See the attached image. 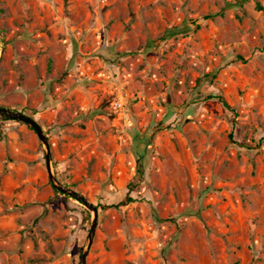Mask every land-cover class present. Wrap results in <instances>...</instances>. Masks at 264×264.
Masks as SVG:
<instances>
[{"label":"rangeland","instance_id":"374dc122","mask_svg":"<svg viewBox=\"0 0 264 264\" xmlns=\"http://www.w3.org/2000/svg\"><path fill=\"white\" fill-rule=\"evenodd\" d=\"M0 105L98 207L86 264H264V0H0ZM93 217L0 116V264H82Z\"/></svg>","mask_w":264,"mask_h":264},{"label":"water","instance_id":"95a60500","mask_svg":"<svg viewBox=\"0 0 264 264\" xmlns=\"http://www.w3.org/2000/svg\"><path fill=\"white\" fill-rule=\"evenodd\" d=\"M0 116L8 118L10 120L15 121H21L32 127L41 141L44 143L46 148V163L48 166V172L50 180L53 184V186L60 192L67 194L71 197H74L75 199L83 202L93 213L94 217L91 224V229L89 233V242H88V248L85 250V252L82 255V264H86V257L89 252V248L92 245L94 234L98 225V207L95 206L93 203H91L84 195H81L78 191L65 186L64 184L57 181L56 176L53 173L52 170V164H51V150H50V144L48 141V138L41 126V124L31 115L21 111V110H14L5 106L0 105Z\"/></svg>","mask_w":264,"mask_h":264},{"label":"trees","instance_id":"16d2710c","mask_svg":"<svg viewBox=\"0 0 264 264\" xmlns=\"http://www.w3.org/2000/svg\"><path fill=\"white\" fill-rule=\"evenodd\" d=\"M213 15H207L206 16V18H210V17H212ZM220 99H221V101L226 105V106H228V104H227V102H226V100L224 99V98H222V97H220V96H218Z\"/></svg>","mask_w":264,"mask_h":264}]
</instances>
